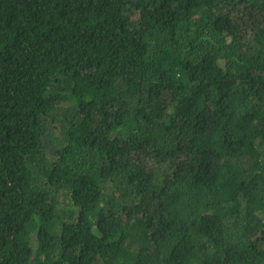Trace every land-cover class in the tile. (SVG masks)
Listing matches in <instances>:
<instances>
[{"label":"trees","instance_id":"obj_1","mask_svg":"<svg viewBox=\"0 0 264 264\" xmlns=\"http://www.w3.org/2000/svg\"><path fill=\"white\" fill-rule=\"evenodd\" d=\"M0 264H264V0H0Z\"/></svg>","mask_w":264,"mask_h":264}]
</instances>
